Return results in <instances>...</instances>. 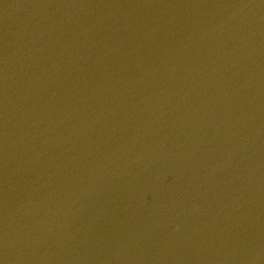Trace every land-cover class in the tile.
I'll return each instance as SVG.
<instances>
[{
	"label": "water",
	"instance_id": "95a60500",
	"mask_svg": "<svg viewBox=\"0 0 264 264\" xmlns=\"http://www.w3.org/2000/svg\"><path fill=\"white\" fill-rule=\"evenodd\" d=\"M0 264H264V0H0Z\"/></svg>",
	"mask_w": 264,
	"mask_h": 264
}]
</instances>
